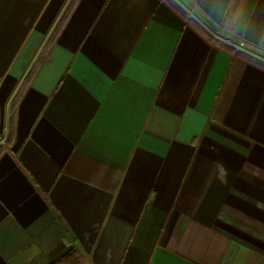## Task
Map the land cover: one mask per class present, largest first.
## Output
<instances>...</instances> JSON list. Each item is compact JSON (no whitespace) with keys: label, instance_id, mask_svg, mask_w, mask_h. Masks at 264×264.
<instances>
[{"label":"crops","instance_id":"1","mask_svg":"<svg viewBox=\"0 0 264 264\" xmlns=\"http://www.w3.org/2000/svg\"><path fill=\"white\" fill-rule=\"evenodd\" d=\"M198 3L0 0V264H264V0Z\"/></svg>","mask_w":264,"mask_h":264},{"label":"clouds","instance_id":"2","mask_svg":"<svg viewBox=\"0 0 264 264\" xmlns=\"http://www.w3.org/2000/svg\"><path fill=\"white\" fill-rule=\"evenodd\" d=\"M197 6L210 20L220 26L224 33L239 35L240 38H251L247 20L243 13L236 9L235 0H211L209 7L199 3ZM260 39L264 42V36Z\"/></svg>","mask_w":264,"mask_h":264},{"label":"built area","instance_id":"3","mask_svg":"<svg viewBox=\"0 0 264 264\" xmlns=\"http://www.w3.org/2000/svg\"><path fill=\"white\" fill-rule=\"evenodd\" d=\"M238 46H239V47H243V46H244V43H243L242 41H239V42H238Z\"/></svg>","mask_w":264,"mask_h":264},{"label":"rangeland","instance_id":"4","mask_svg":"<svg viewBox=\"0 0 264 264\" xmlns=\"http://www.w3.org/2000/svg\"><path fill=\"white\" fill-rule=\"evenodd\" d=\"M0 141H1V136H0Z\"/></svg>","mask_w":264,"mask_h":264}]
</instances>
